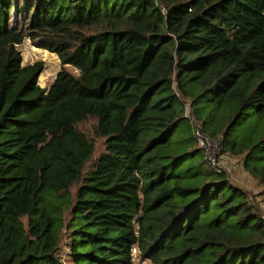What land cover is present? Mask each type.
Segmentation results:
<instances>
[{"label": "trees", "instance_id": "1", "mask_svg": "<svg viewBox=\"0 0 264 264\" xmlns=\"http://www.w3.org/2000/svg\"><path fill=\"white\" fill-rule=\"evenodd\" d=\"M161 1L0 0V264H264V0Z\"/></svg>", "mask_w": 264, "mask_h": 264}, {"label": "rangeland", "instance_id": "2", "mask_svg": "<svg viewBox=\"0 0 264 264\" xmlns=\"http://www.w3.org/2000/svg\"><path fill=\"white\" fill-rule=\"evenodd\" d=\"M25 0H21L23 4ZM22 51L23 55V64L34 63L38 60H43L45 62V69L43 72H47L44 75V79L39 77V83L43 87H49L54 79L56 78L58 72L63 67L59 57L55 53H51L49 50L40 49L35 46L30 38H26L24 43L18 46ZM41 50V52H40ZM45 53V54H44ZM46 55V56H45ZM68 70L74 74H79V71L74 68L72 65H65ZM42 72V73H43ZM41 76V75H40ZM78 128L83 131L94 143L95 152L92 159L87 163L84 172L90 170L97 158L106 150V137L100 136L96 133L97 119L95 117H89L86 120H83L78 125ZM211 150L208 154L217 155L219 163L226 169L227 174L229 175L230 180L241 187L251 189L254 193L259 191V188L256 185L255 180L245 171L242 165V161L237 156H232L230 154L222 153L221 147H211ZM77 185L72 188V192L75 193ZM69 239L65 234L62 251L64 259L67 260V253L69 251L68 245ZM134 254V264H153L147 259H143L137 248L133 251Z\"/></svg>", "mask_w": 264, "mask_h": 264}, {"label": "built area", "instance_id": "3", "mask_svg": "<svg viewBox=\"0 0 264 264\" xmlns=\"http://www.w3.org/2000/svg\"><path fill=\"white\" fill-rule=\"evenodd\" d=\"M195 135L198 138V142L200 147L205 149L208 153L211 147H220V141L212 140L208 137L199 127L195 129ZM208 158L213 162V164L217 167L218 170H221L223 166L219 163L217 155L208 154Z\"/></svg>", "mask_w": 264, "mask_h": 264}, {"label": "bare ground", "instance_id": "4", "mask_svg": "<svg viewBox=\"0 0 264 264\" xmlns=\"http://www.w3.org/2000/svg\"><path fill=\"white\" fill-rule=\"evenodd\" d=\"M41 49V48H40ZM40 52H41V50H40ZM52 53V52H51ZM45 54V53H44ZM46 56V55H45ZM47 72H43L42 74H41V79H44V75L46 74Z\"/></svg>", "mask_w": 264, "mask_h": 264}, {"label": "water", "instance_id": "5", "mask_svg": "<svg viewBox=\"0 0 264 264\" xmlns=\"http://www.w3.org/2000/svg\"><path fill=\"white\" fill-rule=\"evenodd\" d=\"M157 4L158 5H161L162 4V1L161 0H156Z\"/></svg>", "mask_w": 264, "mask_h": 264}]
</instances>
